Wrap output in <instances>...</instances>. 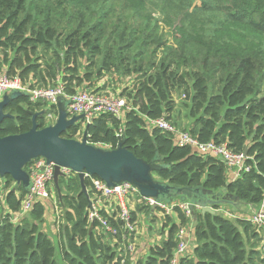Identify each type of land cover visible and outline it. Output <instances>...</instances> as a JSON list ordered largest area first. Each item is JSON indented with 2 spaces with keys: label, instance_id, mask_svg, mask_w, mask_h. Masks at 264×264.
Listing matches in <instances>:
<instances>
[{
  "label": "trees",
  "instance_id": "16d2710c",
  "mask_svg": "<svg viewBox=\"0 0 264 264\" xmlns=\"http://www.w3.org/2000/svg\"><path fill=\"white\" fill-rule=\"evenodd\" d=\"M195 2L0 0V69L5 64L8 75L33 85H53L60 77L70 94L82 86L95 87L107 75L134 79L135 88L120 95L133 105L124 122L109 114L94 119L89 143L117 149L125 138V147L139 159L150 163L159 154L168 166L155 173L159 181L179 188L204 186L232 195L236 203L259 207L264 200V0H204L202 7ZM206 11H219L223 18ZM160 22L173 30V41L166 39ZM183 89L192 125L182 130L202 143H227L235 153H246L250 172L230 181L220 159L178 146L173 135L150 128L149 120L165 116L172 121L174 94ZM40 111L46 112L37 119L41 129L48 126V114L58 115L56 106L48 110L28 97L12 101L7 112L15 119L3 122L0 137L29 132L31 113ZM81 126L63 137L76 139ZM3 182L8 193L0 215V264H171L177 233L192 223L197 245L193 258L181 264H264L249 222L200 210L191 220L179 209L174 212L179 224L165 217V239L144 258L128 257V262L121 234L114 238L90 220L89 200L77 174L59 183L64 222L57 247L41 230L46 203L34 204L14 224L12 215L20 211L26 192H14L9 176ZM86 185L90 189V181ZM101 216L109 218L104 212Z\"/></svg>",
  "mask_w": 264,
  "mask_h": 264
},
{
  "label": "built area",
  "instance_id": "2783aa9c",
  "mask_svg": "<svg viewBox=\"0 0 264 264\" xmlns=\"http://www.w3.org/2000/svg\"><path fill=\"white\" fill-rule=\"evenodd\" d=\"M33 83L31 81L23 82L20 76H10L6 71H1L0 101H2L6 94L17 90L27 92L30 102L41 103L50 110L57 105L60 98H64L69 102L67 107L69 117L85 116L84 123L81 124V129L76 135V140H82L86 124L101 115L109 114L124 122L125 112L133 109L129 101L120 95L90 90L85 86L79 87L76 92L70 94L66 91V86L60 77L55 80L53 85L49 86L33 85ZM55 118H58V115L53 113L47 115L48 126L55 124L53 121ZM149 126L150 128H157L163 133L173 135L175 143L178 146L191 147L204 157L220 159L225 163L228 172L232 171L236 173L235 179L240 177L242 173L250 172L251 170V166L247 164L248 157L245 153H235L229 149L227 143H202L189 131L177 128L165 116L149 120ZM123 130L124 127L122 126L119 129V137H122ZM27 170L31 177V188L22 201L20 211L12 215V222L14 224H18L22 219L26 218L32 211L34 204L39 202L46 203L50 199L51 186L54 184L55 166L52 164L47 165L44 159L34 161ZM62 172L67 175V180L75 175L69 169H62ZM86 178L91 184L90 189L88 188L90 194L89 202L91 203V208H89L90 220H97L100 223V229L114 238L121 234L123 241L126 242L125 250L126 255H128L127 258H144L143 254L139 253L137 246L129 241V235L133 232L132 213L135 206L143 205L144 207H148L154 217L157 218V215H159L163 220H165L166 216L173 214L176 209H179L187 218L193 220V212L188 203L178 200L171 206L163 203L159 204L157 209H154L156 201L142 197L139 191L131 184H122L119 187L111 189L107 187L105 182L96 177L87 176ZM57 207H59L57 210L60 209L62 211L59 205ZM221 210V208L218 209V211ZM102 212L106 213L109 218L101 216ZM225 216L230 219L234 218L233 215L227 212H225ZM56 223L58 226L59 222ZM251 223L258 233L261 234L262 244L264 245V200L252 216ZM120 224H123L122 230L118 228ZM188 233L194 234L193 223L180 228L177 233L178 246L174 250L171 264H181L182 260L187 258L188 243L186 236ZM158 244L160 243L154 242L151 246ZM123 264H125L124 261Z\"/></svg>",
  "mask_w": 264,
  "mask_h": 264
},
{
  "label": "water",
  "instance_id": "95a60500",
  "mask_svg": "<svg viewBox=\"0 0 264 264\" xmlns=\"http://www.w3.org/2000/svg\"><path fill=\"white\" fill-rule=\"evenodd\" d=\"M21 97H28V93L15 90L0 101V130L6 118L15 119V116L6 113V109L12 101ZM68 105L69 102L64 98L58 100V118L53 125L39 128L37 119L46 112H33V126L29 132L0 137V179L11 177L15 183L14 192L16 189L29 192L31 177L27 167L36 160L44 159L47 165L55 166L54 185L60 201V180L68 178L62 169H69L78 175L81 193L88 200L90 194L86 177L91 176L105 182L111 189L122 184H131L142 197L156 201L154 209L159 204L166 203L171 206L179 200L188 203L193 213L200 210L203 215L208 213L215 216L219 215L218 209L222 206L239 207L244 204L236 203L232 195L208 190L204 186L179 188L159 181L155 173L168 167L162 164L159 154L150 163L139 159L125 147V138L119 141L117 149L102 148L89 143V127L94 120L86 124L82 140L63 137L68 129L84 123L85 119L84 115L69 117Z\"/></svg>",
  "mask_w": 264,
  "mask_h": 264
},
{
  "label": "rangeland",
  "instance_id": "374dc122",
  "mask_svg": "<svg viewBox=\"0 0 264 264\" xmlns=\"http://www.w3.org/2000/svg\"><path fill=\"white\" fill-rule=\"evenodd\" d=\"M204 0H196L195 6L202 7V2ZM209 5H214L211 1H209ZM205 13V12H204ZM207 16H211L214 14L218 17V19H222L223 15L222 13H219V11H212L208 12L206 11ZM161 28L163 29V32L166 36V39L171 42L173 41L172 38V32L173 30L170 29V27H167L164 23L160 22ZM11 57V56H10ZM3 58L2 52L0 51V62ZM7 65L2 64L0 69V72L6 67ZM136 81L131 80L127 77H121L118 75H107L104 79L97 82L96 86L93 88H88L90 90H96V91H104L113 93L116 95H121L123 90L125 88H128L129 90H133L135 88ZM191 85V82H189ZM101 88V89H100ZM191 91V89H190ZM174 100L176 102V108L174 110V113L172 114L174 118L172 119V123L175 124L178 128L181 129H187L190 130V126L192 125V119L190 116V99L188 95L186 94L185 90L177 91L174 94ZM133 107V105L131 104ZM56 119H53L54 122H56ZM51 195L50 199L46 201V207L48 212V217L45 219V222L43 225H41V230L45 231L51 237L55 245L58 247L59 244V226L62 224L63 218H62V211L57 210L58 205V194L57 189L55 185L53 184L51 186ZM8 193V189L6 188L5 182L0 183V215H3L5 213V210L3 208V202L5 200V197ZM2 204V207H1ZM136 207V206H135ZM134 207V209H135ZM237 208L232 205H225L221 207V211H218L219 214L225 215V211L229 213H233L237 216ZM132 213L133 220V232L129 235V241L137 246L138 250L141 252H144L145 254H148V246L154 242H162V240L166 237V234L168 232V229L164 230V220L161 223V219H156L155 217H150L151 212L148 207H144L143 205H138L136 207V210ZM46 212V215H47ZM170 216V215H169ZM235 216V217H236ZM170 221H174L173 216L170 217ZM231 220H234V218H231ZM236 221V220H235ZM21 222V221H20ZM58 226H57V223ZM169 223V221H168ZM138 233L142 235H138ZM148 236L149 240L147 241L145 237ZM143 238V239H142ZM151 240H153L151 242ZM147 249V250H146ZM128 255L125 257L127 258ZM130 262V259L127 258ZM127 263V262H126Z\"/></svg>",
  "mask_w": 264,
  "mask_h": 264
},
{
  "label": "crops",
  "instance_id": "0c3cea01",
  "mask_svg": "<svg viewBox=\"0 0 264 264\" xmlns=\"http://www.w3.org/2000/svg\"><path fill=\"white\" fill-rule=\"evenodd\" d=\"M3 71H6V67L3 69ZM174 118V116L172 115V119ZM235 176H236V173H234V172H228V179L230 180V181H232V180H234L235 179ZM3 208H4V210H6V202H5V200H4V202H3ZM237 216L235 215V214H233V213H229V212H227L228 214H231V215H233L234 216V220L233 221H238V220H243V221H247V222H249L251 225H252V223H251V219H252V216L255 214V212L258 210V206H254V205H251V204H241L240 206H239V209L237 208ZM226 212V211H225ZM171 216H173V219H174V221L176 222V223H178L179 224V219H178V217H177V215L176 214H171L170 215V217ZM225 216V215H224ZM236 216V217H235ZM48 217V212H47V215H46V217H45V219ZM150 217H154V215L153 214H151L150 215ZM156 218V217H155ZM156 219H161V217L159 216V215H157V218ZM230 219V218H229ZM162 219H161V223H162ZM252 227H253V230H254V232H255V234L258 236V247H257V250L260 252V254H261V258L262 259H264V245L262 244V236H261V234L260 233H258V231L255 229V227L252 225ZM43 231V230H42ZM44 233H45V231H43ZM47 234V233H46ZM48 235V234H47ZM138 235H142V234H140V233H138ZM49 236V235H48ZM51 238V237H50ZM143 239V238H142ZM145 239L148 241L149 240V237L148 236H146L145 237ZM165 239V238H164ZM163 239V240H164ZM53 241V240H52ZM153 240H151V242H152ZM186 241H187V243H188V246H187V251H186V255H187V258H193V255H194V250H195V247H196V245H197V240H196V237H195V234H190V233H188L187 234V236H186ZM154 242H156V243H160V242H157V241H154ZM154 242H152V243H154ZM54 243V242H53ZM151 243V244H152ZM55 244V243H54ZM151 244L148 246V250H149V248L151 247ZM147 250V249H146ZM148 250H147V252H148ZM139 253H142L143 254V257H145L147 254H145L144 252H141V251H139Z\"/></svg>",
  "mask_w": 264,
  "mask_h": 264
},
{
  "label": "flooded vegetation",
  "instance_id": "af4514ba",
  "mask_svg": "<svg viewBox=\"0 0 264 264\" xmlns=\"http://www.w3.org/2000/svg\"><path fill=\"white\" fill-rule=\"evenodd\" d=\"M6 113H7V114H10L9 112H7V109H6ZM8 118H10V117H8ZM6 119H7V118H6ZM6 119H5V120H6ZM5 120H4V121H5ZM4 121H3V122H4ZM2 124H3V123H2Z\"/></svg>",
  "mask_w": 264,
  "mask_h": 264
}]
</instances>
